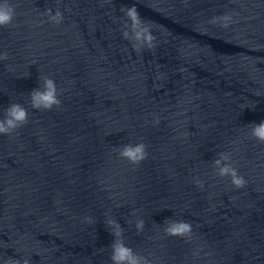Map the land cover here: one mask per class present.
Segmentation results:
<instances>
[{"label": "clouds", "instance_id": "1", "mask_svg": "<svg viewBox=\"0 0 264 264\" xmlns=\"http://www.w3.org/2000/svg\"><path fill=\"white\" fill-rule=\"evenodd\" d=\"M48 15L50 19L55 23H60L63 19L62 13L57 10L53 15L51 9H48ZM124 11L127 19L130 21V25H126V30L123 32L125 39H131L133 43V48L140 52L141 48L146 47L149 50L155 47L154 41L155 37L152 35L148 25L142 20L140 14L135 6L125 7L122 9ZM15 17L14 8L8 3V0H4L0 3V27L7 26L12 23ZM223 20L224 26H227V22L230 17L224 16L220 18ZM213 23L216 22L214 19ZM0 59H7V54L0 56ZM11 70V69H10ZM58 90L56 83L51 78H44L43 90L35 89L30 93L31 106L37 110L50 111L54 107H59L61 104L58 98ZM28 112L19 103L10 104L5 111V117L0 119V134H11L15 130L19 129L27 123ZM158 122V121H157ZM252 136L261 143H264V121L253 124L252 126ZM120 156L134 165L140 164L143 160L147 159L148 153L146 151V145L144 143H139L136 145L127 144L120 151ZM228 157L222 155L221 159L226 160ZM216 165H220L221 160L215 161ZM219 175L221 177L230 176L232 185L237 188H243L246 185L245 179L238 175L237 170L231 165H226L219 169ZM196 184L203 188V182L196 181ZM88 223H92L90 218H87ZM108 225L112 228L111 235L114 237V241L111 245V261L112 264H141V259L134 255L133 250L126 246L122 240L123 230L120 225L114 221L109 220ZM144 226L143 220H139L136 224L138 230H142ZM165 233L171 237H190L192 233V226L187 221H171L165 228ZM13 264H18V262H13ZM27 264V262H25ZM143 264H148L145 260Z\"/></svg>", "mask_w": 264, "mask_h": 264}]
</instances>
